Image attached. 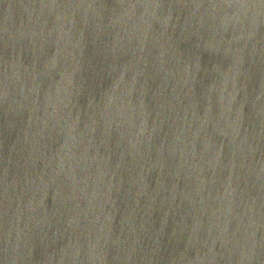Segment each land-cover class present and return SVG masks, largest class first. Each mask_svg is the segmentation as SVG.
Segmentation results:
<instances>
[{"label":"water","instance_id":"water-1","mask_svg":"<svg viewBox=\"0 0 264 264\" xmlns=\"http://www.w3.org/2000/svg\"><path fill=\"white\" fill-rule=\"evenodd\" d=\"M0 264H264V0H0Z\"/></svg>","mask_w":264,"mask_h":264}]
</instances>
